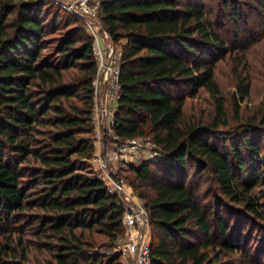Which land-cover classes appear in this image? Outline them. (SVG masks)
Instances as JSON below:
<instances>
[{"label": "trees", "instance_id": "16d2710c", "mask_svg": "<svg viewBox=\"0 0 264 264\" xmlns=\"http://www.w3.org/2000/svg\"><path fill=\"white\" fill-rule=\"evenodd\" d=\"M241 1L264 9V0ZM203 3L99 6L112 39H124L114 133L120 140L150 135L164 152L129 165V183L149 214L151 264H241L223 256H247L254 228L245 220L264 223V201L252 191L264 184V107L260 118L219 128L229 122L213 77L218 58L254 39L226 43ZM237 3L218 0L235 28ZM96 71L92 37L78 18L52 0H0V264H25L26 234L50 255L44 264H122L119 252L103 255L83 237L84 230L112 240L123 233V205L90 167ZM233 74L230 109L239 118L250 82L238 68ZM199 88L213 101L208 121L184 116L185 98ZM190 170L209 176L216 205L201 204ZM222 198L237 207L224 211ZM257 257L244 264H259Z\"/></svg>", "mask_w": 264, "mask_h": 264}, {"label": "rangeland", "instance_id": "374dc122", "mask_svg": "<svg viewBox=\"0 0 264 264\" xmlns=\"http://www.w3.org/2000/svg\"><path fill=\"white\" fill-rule=\"evenodd\" d=\"M203 4L207 17L213 22L215 30L224 38L226 43H230L233 37H237L238 41L254 39L245 50L237 47L232 48L223 58H218L214 65L213 77L224 97L229 122L227 125H220L219 128L229 129L242 122L245 117L255 114L257 118H260L262 108L264 107V9L259 10L252 7L253 1L247 3L238 0L237 4L241 15V22L237 24V30H235L236 28L231 25L232 22L227 19L219 7L218 0H204ZM260 36L262 37L258 38ZM120 40L121 42L124 41V39ZM235 68H238L242 73L246 72L250 82L249 94L242 102L241 117L239 118L233 117L230 109V97L235 80L233 70ZM183 111L186 119L208 121L213 115V101L204 88H199L194 96L185 98ZM104 144L106 146L110 145L111 141L109 142L107 137H105ZM90 164V167L93 168L96 161L92 158ZM129 165L119 163L118 172L129 184L133 193L139 195L137 193L138 188L134 189L129 183L133 179V173ZM192 173L193 171L190 170L188 181L193 177L191 182L197 184L196 194L201 204L206 208L216 205L219 196L215 194L216 192L212 188L213 185L209 180V176L202 174V177L198 179L196 175L193 174L192 176ZM252 191L256 194L258 201H264V184L258 182ZM223 200L225 199L222 198L221 208L224 211L237 207L231 203L227 204V201L223 202ZM224 214L227 216L226 212ZM233 222L234 218L231 220V223ZM253 222L255 223V227L252 226L249 220H245L246 227L250 226L254 228L252 236L246 244V249L243 250L244 253H247V256H242L240 255V251H237L225 254L223 256L224 259L231 258V261L233 260L235 263L244 264L251 256L254 257L255 254H258V263L264 264V230L258 226L259 224L264 225V223L258 218H254ZM83 233L84 238L91 239L95 244V251L103 255L118 252V243L125 239L124 231L115 240L109 239L107 235L99 231H93L89 234L87 230H84ZM24 240L29 245L28 259L25 264H44L50 258V255L46 251L34 247L35 245L32 243V236L30 234L24 235ZM121 263L124 264L123 261Z\"/></svg>", "mask_w": 264, "mask_h": 264}, {"label": "built area", "instance_id": "2783aa9c", "mask_svg": "<svg viewBox=\"0 0 264 264\" xmlns=\"http://www.w3.org/2000/svg\"><path fill=\"white\" fill-rule=\"evenodd\" d=\"M78 18L92 37L97 64L92 81V125L94 172L123 205L122 224L125 239L118 243L124 264H151L149 214L142 197L134 194L118 172V164L129 165L164 156L160 146L149 136L120 140L112 128L113 114L120 94L121 40L112 39L100 17L102 0H52ZM107 137L110 145L104 144Z\"/></svg>", "mask_w": 264, "mask_h": 264}, {"label": "crops", "instance_id": "0c3cea01", "mask_svg": "<svg viewBox=\"0 0 264 264\" xmlns=\"http://www.w3.org/2000/svg\"><path fill=\"white\" fill-rule=\"evenodd\" d=\"M123 42V41H122Z\"/></svg>", "mask_w": 264, "mask_h": 264}]
</instances>
